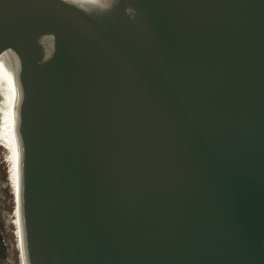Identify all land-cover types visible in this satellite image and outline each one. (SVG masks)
Segmentation results:
<instances>
[{
  "label": "water",
  "instance_id": "obj_1",
  "mask_svg": "<svg viewBox=\"0 0 264 264\" xmlns=\"http://www.w3.org/2000/svg\"><path fill=\"white\" fill-rule=\"evenodd\" d=\"M0 227L10 264H264V0H0Z\"/></svg>",
  "mask_w": 264,
  "mask_h": 264
},
{
  "label": "rangeland",
  "instance_id": "obj_2",
  "mask_svg": "<svg viewBox=\"0 0 264 264\" xmlns=\"http://www.w3.org/2000/svg\"><path fill=\"white\" fill-rule=\"evenodd\" d=\"M0 243L2 244V258L0 260V264H10L8 248L1 227H0Z\"/></svg>",
  "mask_w": 264,
  "mask_h": 264
},
{
  "label": "flooded vegetation",
  "instance_id": "obj_3",
  "mask_svg": "<svg viewBox=\"0 0 264 264\" xmlns=\"http://www.w3.org/2000/svg\"><path fill=\"white\" fill-rule=\"evenodd\" d=\"M2 258V244L0 243V260Z\"/></svg>",
  "mask_w": 264,
  "mask_h": 264
},
{
  "label": "clouds",
  "instance_id": "obj_4",
  "mask_svg": "<svg viewBox=\"0 0 264 264\" xmlns=\"http://www.w3.org/2000/svg\"><path fill=\"white\" fill-rule=\"evenodd\" d=\"M110 6V4L105 3L104 5H102L103 8H108Z\"/></svg>",
  "mask_w": 264,
  "mask_h": 264
}]
</instances>
